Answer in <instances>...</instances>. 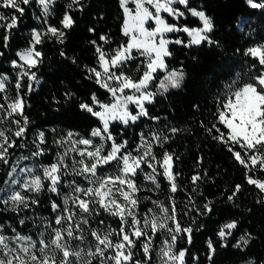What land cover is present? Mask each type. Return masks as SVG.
I'll return each mask as SVG.
<instances>
[{
    "label": "snow or ice",
    "instance_id": "1",
    "mask_svg": "<svg viewBox=\"0 0 264 264\" xmlns=\"http://www.w3.org/2000/svg\"><path fill=\"white\" fill-rule=\"evenodd\" d=\"M33 2L42 13L36 17L42 27L32 29L27 45L18 50L17 59L11 61V67L16 70L15 96L6 94L11 77L0 74V94H4L0 95V100L4 101L0 102V164L7 169L0 183V206L17 216L31 212L32 216L27 219L32 220L33 226L37 227L36 208L41 204L37 197L47 184L46 191L50 194L48 204L55 215L50 220L41 219L42 230L38 231L35 239L33 235L21 234L11 225L8 226L11 231L9 236L5 234L4 223L0 222V264H73L74 260L76 264H93L94 260L98 264H150L153 242L158 233L163 235L158 253L160 264H185L187 249L177 252V239L184 235L190 245L193 228L182 227L177 219L175 193L178 190L176 180L180 174L173 170L174 153L164 151L158 158L153 151L154 145L163 147L170 137L163 130L158 132L153 129L148 134L141 131L139 143L130 149L126 139L117 143L111 126L114 122L124 126L137 124L142 118L160 121L159 116L150 115L146 105L153 104L158 93L181 87L186 75L182 67L169 69L167 59L172 56L169 46L175 44L190 49L217 45L219 42L211 36L214 31L212 17L202 6H190V0H119L123 13L121 35L127 38L126 42L122 41L117 47L105 50L104 45L110 43L108 35H100L102 44L91 40L96 66L85 65L87 78L94 80L109 96V101L103 102L93 92L90 102L82 101L79 104V109L95 117L99 126L91 129L88 138L68 131L62 138L53 140L58 150L52 163L21 167V161L29 160L30 157H17L14 150L27 147L25 141L29 138L30 123L25 114L27 96L33 91V82L38 83L33 69L38 68L44 59L38 46L46 38L63 44L66 32L76 24L73 12L85 11L82 0H69L64 5L57 27L48 22L56 0H0V8L12 10L9 15L0 12L5 49L9 47L12 30L19 27V19L24 16L26 6ZM247 3L253 9H264V3L256 0H247ZM130 4L134 7H129ZM189 16L197 18L199 26L190 27L181 23ZM168 17L175 23H170ZM88 31L95 32V29L89 28ZM180 33L185 34L187 40L178 35ZM170 34L177 35L173 37ZM134 52L136 55H133ZM60 54L63 56L64 52ZM246 54L257 62L251 66L254 71L247 74L242 83H238L240 75L236 74V79L225 90L223 99L218 101L214 113L216 122L211 127L203 123L201 126L243 166L246 182L264 192V178L257 176V172H264V45L250 47ZM3 55L4 52L0 51V56ZM136 60L139 63L135 71L139 76L133 79L125 69ZM72 62H76L74 58ZM225 71L230 72V67L221 64L210 69L209 74L218 77ZM158 72L164 75L157 80ZM25 79L29 83L22 91ZM154 82L156 91L150 87ZM74 95L65 93L67 99ZM168 131L176 134L180 129L170 127ZM94 138H99L100 143L94 145ZM17 141L21 143L17 144ZM31 144V158L39 160L51 151L44 131H37ZM109 144L110 148L105 154V146ZM108 166H112L113 170H107ZM138 174L152 187L144 189L139 186L136 181ZM160 176L168 183V203L145 197L153 207L141 213L142 201L138 194L141 191H158L161 185L157 178ZM202 179L200 173L191 177L193 191ZM84 182L87 186H84ZM240 190L241 186L237 184L227 199L232 201ZM53 196L59 198L61 203H57ZM189 202H192L191 197ZM211 203L209 200L203 205L206 213L213 211ZM188 211L186 208L184 215ZM101 212L118 218L119 227H92L91 218L100 216ZM17 223L23 226L26 219L20 218ZM104 223L103 219L98 221L99 225ZM237 227L238 221L234 219L219 226L216 235L222 247H227L226 242ZM202 228L201 224L197 230ZM86 232L91 237L87 243ZM251 239L250 233L240 235L233 247L243 250ZM73 241L79 244L74 246ZM206 244L207 259L211 261L216 248L211 238ZM137 245L143 252V260L134 259ZM197 259L193 257V260ZM247 264H255V261L249 260Z\"/></svg>",
    "mask_w": 264,
    "mask_h": 264
},
{
    "label": "trees",
    "instance_id": "2",
    "mask_svg": "<svg viewBox=\"0 0 264 264\" xmlns=\"http://www.w3.org/2000/svg\"><path fill=\"white\" fill-rule=\"evenodd\" d=\"M68 2L69 0H56L52 15L48 18L50 24L59 27L64 5ZM256 2L264 3V0H256ZM82 3L85 11L73 12L76 24L66 32L63 44H59L55 39L46 38L44 43L38 46L44 54V59L38 68L33 69L38 83L33 82V91L27 96L28 106L25 108V114L29 117L30 123L29 138L25 143H31L37 131L45 132L47 146L51 151L40 157L44 163L53 162L58 150L53 140L57 137L64 136L68 131L88 136L93 127L99 126L95 117L79 109L80 102H90L93 92L101 101H109L106 91L94 80L87 78L85 65L96 66V54L90 41L96 40L97 43L102 44L103 42L99 40L100 35H108L110 43L104 45V48L111 50L120 42L127 40L121 35L123 13L119 0H82ZM190 6L198 8L202 6L203 10L212 17L214 31L211 36L219 43L212 47L202 45L190 49L180 45H170L172 56L167 59L169 69L182 67L186 75L181 87L170 88L166 93H158L154 103L146 105L150 115L159 116L160 121L154 122L142 118L137 124L128 126L114 122L111 131L117 143L122 139L128 140L130 149L139 143L141 131L148 134L153 129L158 132L163 130L170 137L163 147L154 145L153 151L158 158L164 151L174 153L173 170L180 174L176 180L178 190L175 193L177 219L182 227L193 228L190 245L184 235L177 239L176 249L178 251L187 249L185 264H247L249 260L255 261V264H264V192H260L255 186L246 182V170L243 166L235 161L223 144L214 140L205 127L201 126L203 123L211 127L216 122L214 113L218 101L223 99L225 90L231 81L236 79V74L240 75L238 83H242L247 78V74L254 71L251 66L257 62L246 53L250 47L264 45V9H253L247 0H190ZM0 12L9 15L12 10L0 8ZM41 15L35 2L26 6L24 16L19 19V27L11 32L7 49L3 47L4 29L0 28V51L4 52V55L0 56V74L11 75L6 93L10 97L16 94L14 88L16 70L11 67V61L17 59L16 52L27 45L32 29L42 27L41 21L36 18ZM168 20L170 23H175L170 17ZM181 23H186L190 27L199 26L198 19L191 16L186 21L181 20ZM89 28L95 29V32H89ZM175 35L177 34L171 36ZM178 35L187 40L185 34ZM61 51L64 52L63 56L60 54ZM73 58L75 63L72 62ZM137 63L139 60L130 62L125 69L133 79L139 76L135 71ZM221 64L230 67V72L225 71L218 77L209 74L210 69ZM28 83L27 79L23 81L22 91L26 89ZM152 85L156 88L155 82ZM68 92L75 95L67 99L65 93ZM0 102L4 101L0 100ZM194 105L198 107H193ZM170 127H176L180 131L172 134L168 131ZM52 129L56 131L53 132ZM20 143L17 141V144ZM14 151L17 156L21 152L26 153L27 149L17 148ZM6 170V167L0 164V183L5 178ZM196 173H200L203 179L197 182L193 191L191 177ZM257 176L264 178V172H257ZM157 179L161 185L158 191H141L138 194L142 201L141 213L148 207H153L150 201L144 199L145 197L150 196L152 199L168 203L170 195L168 183L162 176ZM136 181L144 189L152 187L140 174L137 175ZM237 184L241 186V190L236 193L232 201H229L227 198L232 195ZM49 195L42 200V203L48 202ZM52 198L57 203H61L59 198L55 196ZM209 200L212 201L210 206L213 211L206 213L203 205ZM186 208L189 211L184 215ZM41 210L43 213L53 214L49 204L42 206ZM28 214L17 216L11 210L0 206V222L4 223L7 232H11L9 225L16 227L17 231L22 233L31 232L33 223L32 220L27 219L31 212ZM95 217L90 220L92 227L99 228L100 219L104 220V224L119 227L118 218H110L106 213L96 217L98 221H94ZM20 218L26 219L25 225L21 226L17 223ZM233 219L238 221V227L228 238L227 247H222L216 233L221 224ZM201 224L203 228L197 230ZM245 233H250L252 237L246 248L241 250L233 247L239 236ZM85 236L86 239L91 238L87 232ZM209 238L216 248L211 261L207 259L206 241ZM162 239L163 235L158 233L153 242L150 264H156ZM193 257L198 259L193 260ZM134 259L143 260V252L139 245L134 250Z\"/></svg>",
    "mask_w": 264,
    "mask_h": 264
},
{
    "label": "rangeland",
    "instance_id": "3",
    "mask_svg": "<svg viewBox=\"0 0 264 264\" xmlns=\"http://www.w3.org/2000/svg\"><path fill=\"white\" fill-rule=\"evenodd\" d=\"M129 7H134V6L130 4ZM179 7L182 8V6H179ZM165 15H166V14H165ZM149 23L151 24V22H149ZM170 35H172V34H170ZM133 55H136V53L134 52ZM4 75H8V74H4ZM156 75H157V80H158V79H160V78L163 77L164 73L158 72ZM8 76L11 77V75H8ZM150 87H151V90L156 91V88H154L153 85H151ZM107 102H108V101H107ZM130 107H131V106H130ZM133 111H134V108H133ZM72 132H74V131H72ZM74 133H78V132H74ZM78 134H79V136H82V137L88 138V136H85V135H83V134H81V133H78ZM62 137H63V136H61V137L59 136V137H57V139H60V138H62ZM77 138H78V137H77ZM99 143H100L99 138H94V145H95V144H99ZM26 144H27V147H26L27 152H26V153L21 152V153H19V154L17 155V157H19L20 155H24V156H29L30 158H29V160L21 161V163H20V166H21V167H24L25 165H27V166H32V165L37 164V163L50 164V163H44V162H42L41 158H39V160H37V159H35V158H31V155H30V154H31V152H32V150H33V146H32L31 143H26ZM54 145H55V144H54ZM56 147H57V146H56ZM108 148H110V144L105 146V154H106ZM107 170H113L112 166H108V169H107ZM145 170L147 171V169H145ZM102 171H103V170H102ZM84 186H87V183H86V182H84ZM46 189H47V184H45V190L39 195V197H37L38 199L41 200V204H40V206H39L38 208H36V214H35V222H36L37 227H34V226H33L31 232H29V233H22V232H20L21 234H23V235H29V234H30V235H33V238L35 239V238H36V235H37V233H38V231H39V230H42V229H41V226H40L41 219H44V220H50V219H53V218H54V215H55L54 213L50 215V214L43 213L42 210H41V207H42V206H46V205H48V202L45 203V204L42 203V200L48 195ZM62 190L66 191L65 189H62ZM102 213H103V212H101V214H102ZM24 214H28V212H25ZM28 215H29V214H28ZM30 216H32V213H31ZM110 218H116V217L110 216ZM94 221H98V219H96V217H95V220H94ZM32 223H33V222H32ZM108 225H111V224L100 225L99 228L103 229L104 227H107ZM112 227L115 228V226H112ZM5 234L11 236V232H7L6 229H5ZM46 235H47V233H46ZM90 240H91V238L86 239L85 243H87V242L90 241ZM78 244H79L78 241H73V245H74V246H76V245H78ZM79 246L83 247V245H79ZM176 251L178 252L177 249H176ZM106 255H107V253H106ZM58 259H59V257H58ZM155 261H156V264H160V257H159V254H158V257L156 258ZM95 262L97 263L98 261H97V260H94V261H93V264H95ZM73 264H76L75 260L73 261Z\"/></svg>",
    "mask_w": 264,
    "mask_h": 264
}]
</instances>
